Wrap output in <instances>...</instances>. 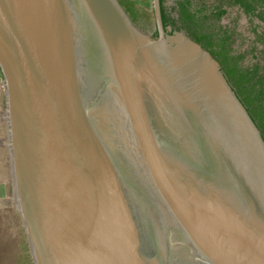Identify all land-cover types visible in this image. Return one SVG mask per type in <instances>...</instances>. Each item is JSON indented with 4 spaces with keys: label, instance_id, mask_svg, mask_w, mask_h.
Returning a JSON list of instances; mask_svg holds the SVG:
<instances>
[{
    "label": "water",
    "instance_id": "1",
    "mask_svg": "<svg viewBox=\"0 0 264 264\" xmlns=\"http://www.w3.org/2000/svg\"><path fill=\"white\" fill-rule=\"evenodd\" d=\"M152 5L156 38L119 0H0L9 191L33 264H174L140 210L141 174L88 101L95 67L136 168L204 264H264L262 134L220 63Z\"/></svg>",
    "mask_w": 264,
    "mask_h": 264
},
{
    "label": "trees",
    "instance_id": "2",
    "mask_svg": "<svg viewBox=\"0 0 264 264\" xmlns=\"http://www.w3.org/2000/svg\"><path fill=\"white\" fill-rule=\"evenodd\" d=\"M134 23L154 20L152 0H119ZM160 0L165 29L185 30L196 42L207 49L220 63L228 82L246 107L264 139V0H174L175 15ZM238 7L257 20L255 40L250 50L235 48L236 32L222 24L228 9ZM150 11H153L151 13ZM153 36L158 37L156 31ZM0 78L3 79L1 72Z\"/></svg>",
    "mask_w": 264,
    "mask_h": 264
},
{
    "label": "bare ground",
    "instance_id": "3",
    "mask_svg": "<svg viewBox=\"0 0 264 264\" xmlns=\"http://www.w3.org/2000/svg\"><path fill=\"white\" fill-rule=\"evenodd\" d=\"M85 90L88 101L96 106L98 118L107 127L111 140L123 152L125 159L130 163L132 169L136 171L141 183L147 189H140L137 194V201L142 214L150 221L156 242L163 247L169 239L171 256L174 264H204L202 258L194 249L192 244L181 232L176 220L165 208L163 203L156 195L151 183L136 168L138 165L133 162L130 156V148L133 149L131 136L128 126L123 118L118 114L117 97L111 86L109 75L103 68L96 67L85 73Z\"/></svg>",
    "mask_w": 264,
    "mask_h": 264
},
{
    "label": "rangeland",
    "instance_id": "4",
    "mask_svg": "<svg viewBox=\"0 0 264 264\" xmlns=\"http://www.w3.org/2000/svg\"><path fill=\"white\" fill-rule=\"evenodd\" d=\"M215 1V0H209ZM165 5L175 15L174 0H166ZM153 13V11H150ZM145 21L135 23L141 30L148 32ZM259 22L245 15L238 7L228 9L222 24L236 32L235 48L250 50L255 40L253 28ZM148 28V27H147ZM264 47L260 46L257 55H261ZM6 98L3 79L0 78V264H33L27 235L22 217L13 199L11 159L6 141L8 139L5 120Z\"/></svg>",
    "mask_w": 264,
    "mask_h": 264
},
{
    "label": "flooded vegetation",
    "instance_id": "5",
    "mask_svg": "<svg viewBox=\"0 0 264 264\" xmlns=\"http://www.w3.org/2000/svg\"><path fill=\"white\" fill-rule=\"evenodd\" d=\"M146 22H144V24H145ZM148 27V28H147ZM146 29H147V31L148 32H151V33H155L156 31H157V29L155 28V26H154V23H152L151 25H148V26H146ZM158 32V31H157Z\"/></svg>",
    "mask_w": 264,
    "mask_h": 264
}]
</instances>
